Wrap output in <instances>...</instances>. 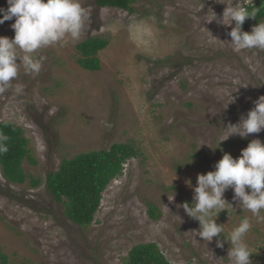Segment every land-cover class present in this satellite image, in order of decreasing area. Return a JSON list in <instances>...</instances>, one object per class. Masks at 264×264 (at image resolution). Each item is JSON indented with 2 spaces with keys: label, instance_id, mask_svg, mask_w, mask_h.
<instances>
[{
  "label": "rangeland",
  "instance_id": "374dc122",
  "mask_svg": "<svg viewBox=\"0 0 264 264\" xmlns=\"http://www.w3.org/2000/svg\"><path fill=\"white\" fill-rule=\"evenodd\" d=\"M227 2L139 0L129 14L80 0L87 19L79 39L40 49L38 74L21 66L0 95V122L20 127L28 140L36 164L23 162L27 177L43 182L62 159L114 143H132L140 156L107 186L86 228L66 219L43 184L10 185L0 174V253L7 264H123L134 246L148 243L169 264H231V246L216 247L215 237L203 242L193 233L198 222L180 207L191 204L197 174L214 171L224 153L236 158L251 140L264 142V130L241 138L227 129L264 96V50H237L229 44L231 27L206 23L211 11L222 16ZM12 23L0 25V36H14ZM87 37L109 40L96 72L76 63L75 46ZM232 197L231 189L224 193L235 210L226 206L216 218L221 237L249 217L250 260L264 264V223ZM147 203L159 211L157 220Z\"/></svg>",
  "mask_w": 264,
  "mask_h": 264
},
{
  "label": "clouds",
  "instance_id": "9594fccd",
  "mask_svg": "<svg viewBox=\"0 0 264 264\" xmlns=\"http://www.w3.org/2000/svg\"><path fill=\"white\" fill-rule=\"evenodd\" d=\"M6 4V9L0 8V25L14 19L10 25L14 36H0V95L12 88V82L17 78L21 66L26 73L40 72L41 60L36 55L40 49L58 43L66 44L69 38L78 40L87 19L80 0H6ZM223 4L222 16L217 19L210 10L211 19L206 23L216 21L231 27L227 33L229 44L237 50H264V22L257 23L250 33L242 30L245 20L255 19L257 15L252 0H228ZM202 7L203 3L200 10ZM211 38L218 43H225ZM21 92L22 88L17 86L15 93L18 95ZM234 101L235 97L230 93L229 103ZM253 103L254 107L246 116L242 115L237 124L227 127L231 129L230 135L246 138L249 134H258L264 130V96ZM9 139L8 135L0 132V154L9 151ZM214 169L205 174H197L191 204L185 202L180 207L188 217L198 222L199 228L193 233L203 242L211 243L215 237L218 248H223L224 242H227L231 246L227 254L231 264H252V252L245 240L252 228L250 218L246 216L241 219L227 239L221 237L224 225H218L216 218L226 206L235 210L224 199V193L231 189L233 202H238L236 206L250 212L257 223H264V142L260 139L251 140L236 158L224 153L215 163ZM185 183L191 186V181Z\"/></svg>",
  "mask_w": 264,
  "mask_h": 264
},
{
  "label": "trees",
  "instance_id": "16d2710c",
  "mask_svg": "<svg viewBox=\"0 0 264 264\" xmlns=\"http://www.w3.org/2000/svg\"><path fill=\"white\" fill-rule=\"evenodd\" d=\"M139 0H94L96 7L113 8L133 13L132 5ZM257 8L255 19H246L242 30L264 22V0L252 1ZM251 10V8H250ZM109 40L87 37L75 46L78 66L88 72L100 70L98 53L104 50ZM0 132L9 136V151L0 154V174L10 185H23L26 181L32 188L44 185L51 199L61 204L66 219L80 228L89 227L100 207L102 194L107 186L123 174L124 164L140 156L132 143H114L107 150L89 151L62 159L57 170L46 174L44 181L27 177L22 164L26 160L36 162L30 156L28 140L23 130L11 122H0ZM147 214L157 220L159 211L152 203H147ZM1 264H7V257L0 253ZM123 264H169L154 243L134 246Z\"/></svg>",
  "mask_w": 264,
  "mask_h": 264
}]
</instances>
